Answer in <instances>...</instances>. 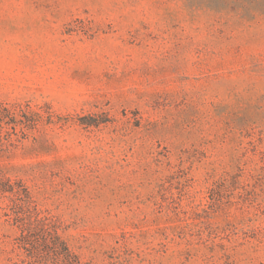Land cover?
I'll return each mask as SVG.
<instances>
[{"label": "rangeland", "instance_id": "rangeland-1", "mask_svg": "<svg viewBox=\"0 0 264 264\" xmlns=\"http://www.w3.org/2000/svg\"><path fill=\"white\" fill-rule=\"evenodd\" d=\"M228 1L0 0V264H264V9Z\"/></svg>", "mask_w": 264, "mask_h": 264}, {"label": "trees", "instance_id": "trees-1", "mask_svg": "<svg viewBox=\"0 0 264 264\" xmlns=\"http://www.w3.org/2000/svg\"><path fill=\"white\" fill-rule=\"evenodd\" d=\"M235 3L236 6L243 5L245 9H247L250 13L254 10H263L264 9V0H231ZM197 5L202 4L203 7H207L210 10L219 11L229 3L228 0H196ZM45 218L41 216L39 212H37V217L35 222L43 223Z\"/></svg>", "mask_w": 264, "mask_h": 264}]
</instances>
